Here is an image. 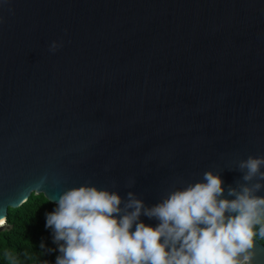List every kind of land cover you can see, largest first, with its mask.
<instances>
[{"label":"water","instance_id":"1","mask_svg":"<svg viewBox=\"0 0 264 264\" xmlns=\"http://www.w3.org/2000/svg\"><path fill=\"white\" fill-rule=\"evenodd\" d=\"M249 155L264 156V0H0V230L32 192L151 206L208 170L242 183Z\"/></svg>","mask_w":264,"mask_h":264},{"label":"clouds","instance_id":"2","mask_svg":"<svg viewBox=\"0 0 264 264\" xmlns=\"http://www.w3.org/2000/svg\"><path fill=\"white\" fill-rule=\"evenodd\" d=\"M60 46L53 41L50 50ZM237 167L242 183L224 188L208 170L151 206L133 191L122 198L89 184L66 190L46 213L55 264H254V239L264 238V156L249 155ZM141 216L160 223L146 225Z\"/></svg>","mask_w":264,"mask_h":264},{"label":"trees","instance_id":"3","mask_svg":"<svg viewBox=\"0 0 264 264\" xmlns=\"http://www.w3.org/2000/svg\"><path fill=\"white\" fill-rule=\"evenodd\" d=\"M55 207L43 194L32 192L19 207L8 208V228L0 230V264H55L57 245L52 230L45 227L46 213ZM255 239L264 245V238L257 235Z\"/></svg>","mask_w":264,"mask_h":264}]
</instances>
